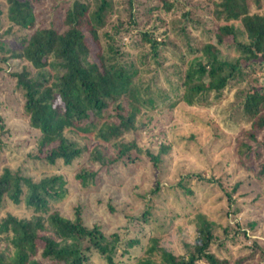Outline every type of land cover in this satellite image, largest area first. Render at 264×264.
I'll return each instance as SVG.
<instances>
[{"label": "trees", "instance_id": "obj_1", "mask_svg": "<svg viewBox=\"0 0 264 264\" xmlns=\"http://www.w3.org/2000/svg\"><path fill=\"white\" fill-rule=\"evenodd\" d=\"M7 1L8 19L27 31L20 38V47L9 49L17 66L7 73L20 92L22 112L33 133L35 151L30 156L66 168H72L73 161L82 156L85 161L67 174L53 173L38 179L18 168L2 167L0 264H116L117 258L128 254L138 239L123 240L120 229H108L95 219L87 222L91 210L85 203L73 205L70 215L63 214L57 204L71 185L83 191L99 187L109 178L114 165L128 166L143 156L152 165L159 162V155L141 149L136 141V135L145 127L136 124L142 109L155 104L151 93L142 95L143 88L149 90L150 85L141 87L139 76L148 55L158 62L159 46L163 43L158 40V28L167 25L161 12H174L175 3L181 1L69 0L71 4L57 25L38 23L29 1ZM209 1L207 14L216 21L215 39L202 42L196 49L190 46L200 54L191 61H182L185 68L178 77L181 91L179 95L177 92V101L207 106L223 98L225 91L234 89V99L228 102L253 127L245 132L248 139L241 141L239 152L257 160V174L264 175V139H257L254 131L264 129V83L250 85L247 80L250 86L240 87L242 80L252 78L255 64H264V16L250 13L246 0ZM120 6L127 11L130 25L137 26L141 14L154 19L149 28L144 23L138 29L139 41L132 43L141 46L135 53L137 62L124 55L113 33L104 30L113 14H122ZM189 13L183 10L180 14L188 18ZM236 21L240 24L236 25ZM121 25H114L115 32ZM229 36L237 55L230 60L221 59L218 46ZM159 94L162 102L167 95ZM3 126L0 116V127ZM128 133L133 137L125 139ZM86 134L96 140L91 149L82 143L81 137ZM241 182L227 191L231 207V196ZM178 185L185 193H192L182 182ZM156 189L157 184L150 192ZM112 190L108 192L106 207L117 213ZM19 207L21 214L13 211ZM236 209L232 207L229 213L235 214ZM150 216L147 205L133 217L134 223L146 224ZM191 222L193 239L184 242L183 251L148 234L131 264H242L245 257H233L227 247L228 241L237 245L239 238L245 240L244 247L253 252L257 249L264 261L259 241L250 238L237 222L222 223L202 211H197Z\"/></svg>", "mask_w": 264, "mask_h": 264}, {"label": "rangeland", "instance_id": "obj_2", "mask_svg": "<svg viewBox=\"0 0 264 264\" xmlns=\"http://www.w3.org/2000/svg\"><path fill=\"white\" fill-rule=\"evenodd\" d=\"M23 1L32 4L37 15L36 21L42 25L59 24L65 9L71 4L69 0ZM180 1L175 3L174 12H161L165 19L164 24L167 25L158 28L161 33L158 40L163 42L159 46L158 62H154L148 55L147 63L139 76L141 87L150 85L149 90L144 91L143 88L142 95L147 97L151 93L155 96V104L142 109L144 111L140 113L136 124L145 127L136 135V141L141 149H149L159 155V162L152 165L143 156L128 166L114 165L109 178H105L99 187L83 191L71 185L57 204L63 214L70 215L73 205L85 203L91 210L87 213V222L95 219L105 224L108 229H120L123 240L138 239L128 254L117 258L116 264H131L141 251L148 234L157 236L162 244L183 251L184 242L193 239L194 227L191 218L197 211L205 212L209 218L222 223L228 220L237 222L249 233L250 238L259 241L264 250V175L257 174V160L239 152L241 141L248 139L245 132L253 127L249 121L240 118L228 102L234 99V89L225 91L223 98L217 102L214 100L207 106L187 105L183 101H177V92L179 95L181 91V80L178 77L182 75V68H185L182 61H191L200 54L190 46L196 49L202 42L214 41L216 25V21L207 14L209 0ZM122 4L125 6L123 2ZM248 6L250 12L256 11L264 15V0L259 9H256L253 0H248ZM0 9V116L4 122V126L0 127V170L3 166L13 170L18 168L34 179L59 172L67 174V171L70 172L72 168L83 163L85 156L74 160L72 168L61 166L60 163L39 161L30 156L35 151L33 133L22 112L20 92L7 73L17 66V61L11 57L9 49L19 48L20 38L27 31L8 19L7 0H0ZM183 10L190 11L188 18L181 16ZM127 14L124 9L119 17L117 13L113 14L104 30L113 33L124 55H129L137 62L138 56L135 53L141 46L132 43L139 41L138 29L144 23L149 28L154 19L141 14L137 26H133L130 25ZM119 22L122 25L115 32L113 27ZM235 24L240 23L236 21ZM218 47L221 59L230 60L237 55L230 36ZM251 77L242 80L240 87L263 84L264 64H255ZM175 86L178 87L177 91L174 90ZM159 92L167 95L162 102ZM174 101L177 102L172 104ZM254 131L257 139H264V129ZM124 137L130 139L133 134L128 133ZM81 139L88 149L96 143L90 134ZM68 180H71L69 175ZM239 180L242 182L231 196L232 207L237 208L236 213L230 214L232 207L227 191ZM179 182L185 184L192 193H185L178 185ZM156 184L158 189L151 193L150 190ZM110 188L113 189L111 196L117 213L109 212L106 207ZM147 205L151 208L149 221L141 226L135 224L133 217L140 215ZM21 209L19 207L13 211L21 214ZM238 240L240 242L237 245L227 242L229 253L233 257H245L242 264H264L257 249L253 252L250 247L243 246V238ZM213 250L216 251L215 248Z\"/></svg>", "mask_w": 264, "mask_h": 264}, {"label": "flooded vegetation", "instance_id": "obj_3", "mask_svg": "<svg viewBox=\"0 0 264 264\" xmlns=\"http://www.w3.org/2000/svg\"><path fill=\"white\" fill-rule=\"evenodd\" d=\"M246 1H247V6H248V0H246ZM253 2L255 3L256 9L261 8V6H262V0H253ZM248 8H249V6H248ZM250 13H257V12L256 11H253V12H250ZM257 14H259V13H257ZM260 15H263V14H260Z\"/></svg>", "mask_w": 264, "mask_h": 264}]
</instances>
